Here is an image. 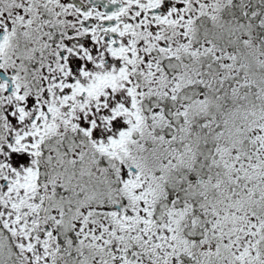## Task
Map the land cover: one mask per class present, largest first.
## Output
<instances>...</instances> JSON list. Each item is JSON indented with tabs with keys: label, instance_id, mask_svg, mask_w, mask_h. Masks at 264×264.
Instances as JSON below:
<instances>
[{
	"label": "snow or ice",
	"instance_id": "1",
	"mask_svg": "<svg viewBox=\"0 0 264 264\" xmlns=\"http://www.w3.org/2000/svg\"><path fill=\"white\" fill-rule=\"evenodd\" d=\"M0 264H264V0H0Z\"/></svg>",
	"mask_w": 264,
	"mask_h": 264
}]
</instances>
